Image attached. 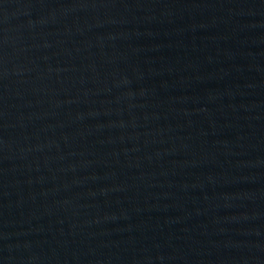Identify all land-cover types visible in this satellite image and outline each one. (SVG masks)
<instances>
[{
	"label": "water",
	"instance_id": "obj_1",
	"mask_svg": "<svg viewBox=\"0 0 264 264\" xmlns=\"http://www.w3.org/2000/svg\"><path fill=\"white\" fill-rule=\"evenodd\" d=\"M0 264H264V0H0Z\"/></svg>",
	"mask_w": 264,
	"mask_h": 264
}]
</instances>
